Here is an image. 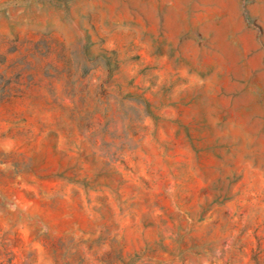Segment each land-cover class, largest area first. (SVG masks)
I'll return each mask as SVG.
<instances>
[{
    "label": "rangeland",
    "instance_id": "374dc122",
    "mask_svg": "<svg viewBox=\"0 0 264 264\" xmlns=\"http://www.w3.org/2000/svg\"><path fill=\"white\" fill-rule=\"evenodd\" d=\"M0 264H264V0H0Z\"/></svg>",
    "mask_w": 264,
    "mask_h": 264
}]
</instances>
